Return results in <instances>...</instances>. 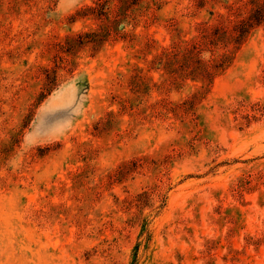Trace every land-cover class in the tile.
Here are the masks:
<instances>
[{
    "label": "rangeland",
    "instance_id": "1",
    "mask_svg": "<svg viewBox=\"0 0 264 264\" xmlns=\"http://www.w3.org/2000/svg\"><path fill=\"white\" fill-rule=\"evenodd\" d=\"M264 0H0V264H264Z\"/></svg>",
    "mask_w": 264,
    "mask_h": 264
},
{
    "label": "trees",
    "instance_id": "2",
    "mask_svg": "<svg viewBox=\"0 0 264 264\" xmlns=\"http://www.w3.org/2000/svg\"><path fill=\"white\" fill-rule=\"evenodd\" d=\"M264 20V6H258L251 10L246 19L241 20L237 23L234 29L237 30V38L240 37L245 31L246 28L251 26L253 23H260Z\"/></svg>",
    "mask_w": 264,
    "mask_h": 264
}]
</instances>
